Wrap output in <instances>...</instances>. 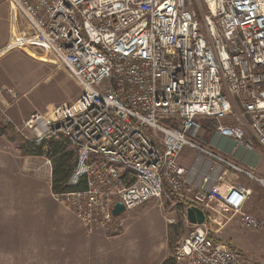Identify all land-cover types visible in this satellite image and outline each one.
<instances>
[{"label": "built area", "instance_id": "2783aa9c", "mask_svg": "<svg viewBox=\"0 0 264 264\" xmlns=\"http://www.w3.org/2000/svg\"><path fill=\"white\" fill-rule=\"evenodd\" d=\"M6 2L9 25L12 10L16 22L7 42L50 57L81 87L70 104L34 110L22 128L35 144L63 137L76 152L68 183L85 187L55 199L88 232L119 235L122 213L166 189L189 195L185 218L188 206H216L247 230L263 227L242 210L248 188L226 186L221 173L194 187L178 155L189 146L254 177L200 133L209 125L236 147L252 150L255 140L264 153V0ZM117 202L124 211L113 215ZM191 227L177 249L182 264H259L210 236L206 220Z\"/></svg>", "mask_w": 264, "mask_h": 264}, {"label": "rangeland", "instance_id": "374dc122", "mask_svg": "<svg viewBox=\"0 0 264 264\" xmlns=\"http://www.w3.org/2000/svg\"><path fill=\"white\" fill-rule=\"evenodd\" d=\"M10 27L15 32V12L13 10L11 12L9 25L7 2L0 0V49H3L0 56V94L3 96V102L0 103V136L3 140L0 143L9 147L7 149L11 153V158L15 155L17 159L23 161L19 168H13L16 164H11L14 162L12 158L9 169L1 171V174L3 172L11 184L19 182L24 186L27 184L26 190L30 188V175L33 179L36 177L37 199L41 195V202L37 201V203L34 200L30 201L29 192L12 196L14 193L12 185L9 187L12 190V200L16 197L18 200L14 203L6 202L5 204L10 203L11 216L5 217L4 220L0 218V264H21L20 252L17 249L21 239L23 242L25 238V244L34 243V235L40 233L39 242L43 248V258L52 256L63 258L67 256L74 243L75 229L79 226L84 227L63 197L56 200L55 195L51 193V165L47 156L27 157L20 150L21 141L32 142L29 130L22 128L23 120L34 110L46 112L54 106L70 104L80 95L81 87L66 69L50 61V57L46 59L31 49L26 48V52L20 46H11L7 42ZM14 92L15 98L10 94ZM209 127L208 125L201 132L208 131ZM259 185L260 189H264L261 184ZM249 196L259 205L257 210L251 211L250 214L263 221L260 230L253 231L241 227L238 214L220 207L215 208L216 211H211L210 214V217L216 216L219 220L212 222L206 215V225L211 228L210 236L227 244L230 236V242L240 248L249 259L264 264V194H254L251 191ZM35 208L37 210L41 208L39 217L37 213V219L34 216ZM183 208L184 202L166 189L160 197L150 198L140 206L122 213L124 235L118 238L135 250L137 247L143 248L152 254V258L162 254L164 243L163 260L174 257L176 264H180L176 259L177 249L181 240L192 229L185 218ZM2 211L0 196V213ZM22 231L25 234L19 233ZM57 246V252L55 249H50Z\"/></svg>", "mask_w": 264, "mask_h": 264}, {"label": "crops", "instance_id": "0c3cea01", "mask_svg": "<svg viewBox=\"0 0 264 264\" xmlns=\"http://www.w3.org/2000/svg\"><path fill=\"white\" fill-rule=\"evenodd\" d=\"M9 45V44H8ZM3 49H0V56L2 54ZM0 98V103L3 102L2 94ZM3 137L0 136V142L3 140ZM200 138L202 142L212 150H214L218 155L224 157L231 163L237 165L241 169L248 171L254 177L248 176L246 173L239 172L230 166L219 162L206 154L200 153L197 150L185 146L178 155V162L185 168L186 175L189 177L194 187H200L205 185L206 187L213 184V178L216 173H221L224 176V182L226 186L243 184L244 187L251 190L255 193L264 194V189H260L261 184L264 187V153L257 144L255 140H253V149L246 150L243 147H236L229 139L219 137L214 134L210 129L208 131L204 130L200 133ZM9 147L4 146V144L0 143V196L2 201L3 211L0 213V218L5 219V217H10L11 206L10 203L5 204L6 202L12 201V203L18 200L13 198L12 196H19L24 192H29L30 201L32 200L37 203V201L41 202V195H39V199L36 197L37 192V178L30 175V183L29 190H26L27 184L15 183L11 184L7 178L1 174V171L5 169H9L10 160L13 158L16 166L13 168H19L23 161L17 159L14 155L12 158L10 157L11 153L7 149ZM32 155H27V157H31ZM8 164V166H7ZM37 172V170H36ZM206 175H210V179L208 182H204L203 178ZM36 176V173H35ZM7 179V180H5ZM262 179V182H261ZM8 185V186H7ZM13 185V186H12ZM6 186V188H4ZM14 188V193L11 196V188ZM24 190V191H22ZM251 194V193H250ZM181 201L184 202V208L190 202L189 195L183 197ZM18 203V202H17ZM259 207L258 203L251 198L249 195L243 203L242 210L248 213L251 211L257 210ZM183 208V209H184ZM217 207L214 208H204L203 210L207 213V217L212 221H218V217L213 216L210 217L211 211H216ZM14 209H12L13 211ZM15 212V211H14ZM41 212V208L37 210L35 208L34 216L37 219ZM72 212V211H71ZM74 214V213H73ZM5 215V216H4ZM21 216V215H19ZM31 217V216H30ZM76 217V216H75ZM212 218V219H211ZM39 219V218H38ZM37 220H35V227ZM83 226V225H82ZM241 226V225H240ZM242 227V226H241ZM75 229L74 235V243L70 250L67 253L66 257L59 258L53 257L52 254L50 258H43L42 254V246L39 242L40 233L34 235V243L25 244V238L22 242V239L19 242V246L17 249L19 250V259L22 260L21 264H160L164 258L165 246L163 243V252L159 257H151L152 254L145 251L143 248L137 247L133 249L131 245L122 243L123 241L119 240L118 236L124 235V230L119 235L108 237L105 235L103 231L96 230L92 232H88L85 227H77ZM230 228V227H229ZM229 230V229H228ZM231 231V230H230ZM233 231V230H232ZM24 233V231L19 232ZM165 234V232H164ZM166 235V234H165ZM120 237V238H121ZM117 238V239H115ZM115 239V240H114ZM228 244L239 250L241 249L236 247L230 242L229 236ZM219 241V240H218ZM50 249H55L56 252L58 250L57 247H51ZM143 252V253H142ZM243 253V252H242ZM244 254V253H243ZM245 255V254H244ZM182 264V260L178 261Z\"/></svg>", "mask_w": 264, "mask_h": 264}, {"label": "trees", "instance_id": "16d2710c", "mask_svg": "<svg viewBox=\"0 0 264 264\" xmlns=\"http://www.w3.org/2000/svg\"><path fill=\"white\" fill-rule=\"evenodd\" d=\"M20 150L23 155H45L50 160V190L53 195H60L85 187L83 179L77 185L68 183L69 175L76 163L77 154L65 138L58 137L41 144L21 141ZM160 264H176L175 258L167 257Z\"/></svg>", "mask_w": 264, "mask_h": 264}, {"label": "water", "instance_id": "95a60500", "mask_svg": "<svg viewBox=\"0 0 264 264\" xmlns=\"http://www.w3.org/2000/svg\"><path fill=\"white\" fill-rule=\"evenodd\" d=\"M124 211V207L121 202H117L113 209V215H119ZM186 220L190 224H202L206 220V213L200 207L191 205L186 208Z\"/></svg>", "mask_w": 264, "mask_h": 264}]
</instances>
